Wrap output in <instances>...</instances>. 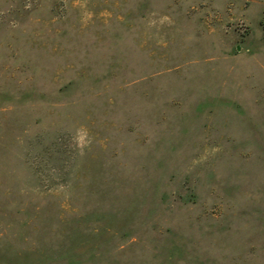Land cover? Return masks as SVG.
Listing matches in <instances>:
<instances>
[{"label":"rangeland","instance_id":"374dc122","mask_svg":"<svg viewBox=\"0 0 264 264\" xmlns=\"http://www.w3.org/2000/svg\"><path fill=\"white\" fill-rule=\"evenodd\" d=\"M0 264H264V0H0Z\"/></svg>","mask_w":264,"mask_h":264},{"label":"clouds","instance_id":"9594fccd","mask_svg":"<svg viewBox=\"0 0 264 264\" xmlns=\"http://www.w3.org/2000/svg\"><path fill=\"white\" fill-rule=\"evenodd\" d=\"M78 142H79V144H80L81 147H84L85 146V141H84L83 136L79 137Z\"/></svg>","mask_w":264,"mask_h":264}]
</instances>
